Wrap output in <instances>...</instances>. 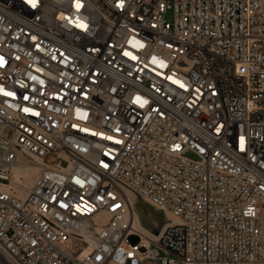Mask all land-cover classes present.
I'll list each match as a JSON object with an SVG mask.
<instances>
[{
  "label": "built area",
  "instance_id": "1",
  "mask_svg": "<svg viewBox=\"0 0 264 264\" xmlns=\"http://www.w3.org/2000/svg\"><path fill=\"white\" fill-rule=\"evenodd\" d=\"M0 264H264V0H0Z\"/></svg>",
  "mask_w": 264,
  "mask_h": 264
},
{
  "label": "bare ground",
  "instance_id": "2",
  "mask_svg": "<svg viewBox=\"0 0 264 264\" xmlns=\"http://www.w3.org/2000/svg\"><path fill=\"white\" fill-rule=\"evenodd\" d=\"M41 162V160L36 159V162ZM37 163H32V164H28V163H23V164H18L14 167L13 169V173H14V179L17 181H20V177H24V179L21 181L20 184V189L21 191H25L28 187H30L35 179L37 178L38 174H39V167L40 165ZM139 209V208H138ZM136 217L138 220L139 225L145 229L150 235L153 236H159L160 233H155L154 231L150 230L147 226H145V224L143 223V220L140 216L139 211L136 212ZM164 226L161 227L160 232L163 230Z\"/></svg>",
  "mask_w": 264,
  "mask_h": 264
},
{
  "label": "rangeland",
  "instance_id": "3",
  "mask_svg": "<svg viewBox=\"0 0 264 264\" xmlns=\"http://www.w3.org/2000/svg\"><path fill=\"white\" fill-rule=\"evenodd\" d=\"M173 3V0H167ZM167 19L172 21L173 19V9H169L167 13ZM139 208V209H138ZM137 210L143 220L145 226L150 230L157 233L161 227L164 225L165 217L162 213L157 211L151 204L140 200L137 204Z\"/></svg>",
  "mask_w": 264,
  "mask_h": 264
}]
</instances>
